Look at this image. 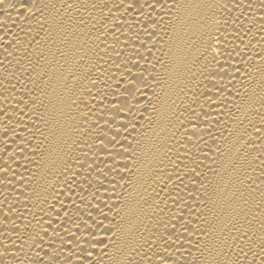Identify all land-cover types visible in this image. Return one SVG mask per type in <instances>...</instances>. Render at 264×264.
I'll return each mask as SVG.
<instances>
[{
	"label": "bare ground",
	"instance_id": "1",
	"mask_svg": "<svg viewBox=\"0 0 264 264\" xmlns=\"http://www.w3.org/2000/svg\"><path fill=\"white\" fill-rule=\"evenodd\" d=\"M0 264H264V0H3Z\"/></svg>",
	"mask_w": 264,
	"mask_h": 264
},
{
	"label": "snow or ice",
	"instance_id": "2",
	"mask_svg": "<svg viewBox=\"0 0 264 264\" xmlns=\"http://www.w3.org/2000/svg\"><path fill=\"white\" fill-rule=\"evenodd\" d=\"M3 3V0H0V4H2Z\"/></svg>",
	"mask_w": 264,
	"mask_h": 264
}]
</instances>
